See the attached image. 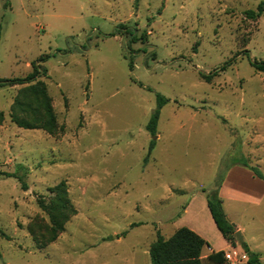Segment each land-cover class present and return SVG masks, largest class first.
Instances as JSON below:
<instances>
[{"label":"rangeland","instance_id":"rangeland-1","mask_svg":"<svg viewBox=\"0 0 264 264\" xmlns=\"http://www.w3.org/2000/svg\"><path fill=\"white\" fill-rule=\"evenodd\" d=\"M261 2L0 0V78L46 70L58 121L55 135L19 128L23 87L0 88V264H151L159 235L189 220L221 244L184 208L207 201L235 164L264 176V74L252 65L264 62V13L247 14ZM158 96L170 101L153 136ZM61 182L78 214L39 249L28 229L47 231L38 200ZM221 186L228 221L264 263V204L230 202ZM225 253L247 264L239 242Z\"/></svg>","mask_w":264,"mask_h":264},{"label":"trees","instance_id":"trees-1","mask_svg":"<svg viewBox=\"0 0 264 264\" xmlns=\"http://www.w3.org/2000/svg\"><path fill=\"white\" fill-rule=\"evenodd\" d=\"M264 13V0L259 4L257 11H249L247 14L250 18L255 19ZM258 72L264 74V62L252 63ZM225 69V68H224ZM47 75V71L40 66H34L33 72L24 78L6 79L0 78V88L22 86L19 91L11 111V120L19 128L25 130H44L50 135H55L58 131L57 116L52 105V98L49 95L48 88L43 81L39 79ZM214 75H204L201 77L206 81H211ZM170 100L158 96V108L154 112L147 126V130L153 135H157L158 124L160 120L161 109L168 104ZM30 117H27L29 116ZM4 120L3 112H0V124ZM156 141H152L149 147V159ZM242 166L249 168L261 180L264 176L260 170L251 167L248 164ZM14 176V175H11ZM207 197V204L216 227L224 240L235 247L236 229L227 219L223 209L222 201L218 196L219 187ZM27 190V186L23 184ZM51 197L48 200H38L39 208L49 217V227L47 231L40 233L37 230L38 224L34 222L29 226V233L39 249H45L47 246L56 242L65 232L66 225L74 218L78 212L73 205L68 186L66 182L50 189ZM3 238H9L0 230ZM241 247L246 254L247 264H264L260 255L251 251L247 243H242ZM210 249V244L203 237L193 230L183 227L178 229L169 239L159 235L149 250L151 264H228L226 253L224 251L213 252L206 258L203 257L205 249Z\"/></svg>","mask_w":264,"mask_h":264},{"label":"crops","instance_id":"crops-1","mask_svg":"<svg viewBox=\"0 0 264 264\" xmlns=\"http://www.w3.org/2000/svg\"><path fill=\"white\" fill-rule=\"evenodd\" d=\"M220 195L230 202L241 203L244 205L259 208L262 206V204H264V180L259 179L249 168H246L239 164H235L228 170L225 176V180L221 186ZM198 214L205 215L214 232L217 235L220 234L212 219L206 199L201 198L197 201L196 197H194L193 200L184 208L183 219L186 220L187 217L191 216L192 218ZM227 217L230 219L228 214ZM189 221L185 222L182 225H186L185 227L193 230L198 235L203 237L206 241L210 240V233L208 230L203 228V226H201V224L197 223V221L195 220H192V223H190ZM234 227L236 231H240L243 235L246 233L245 227L238 224H234ZM222 239L220 238L221 244H218L217 246L210 245V249L207 248L206 250H204L203 257L206 258L214 251L225 252L230 249V244ZM246 243L249 246L250 250L253 251L249 244L250 242L247 241ZM205 252H207V254H204Z\"/></svg>","mask_w":264,"mask_h":264},{"label":"water","instance_id":"water-1","mask_svg":"<svg viewBox=\"0 0 264 264\" xmlns=\"http://www.w3.org/2000/svg\"><path fill=\"white\" fill-rule=\"evenodd\" d=\"M236 238L240 244L244 243V239L242 237V233L240 231L236 232Z\"/></svg>","mask_w":264,"mask_h":264},{"label":"built area","instance_id":"built-area-1","mask_svg":"<svg viewBox=\"0 0 264 264\" xmlns=\"http://www.w3.org/2000/svg\"><path fill=\"white\" fill-rule=\"evenodd\" d=\"M226 258H227L228 264H229V258H230V256L229 255H226Z\"/></svg>","mask_w":264,"mask_h":264}]
</instances>
